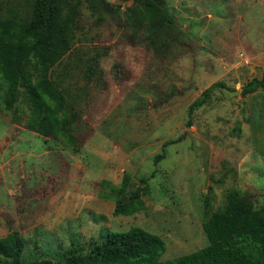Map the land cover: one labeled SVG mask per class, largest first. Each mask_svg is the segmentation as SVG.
Returning <instances> with one entry per match:
<instances>
[{
	"label": "rangeland",
	"instance_id": "obj_1",
	"mask_svg": "<svg viewBox=\"0 0 264 264\" xmlns=\"http://www.w3.org/2000/svg\"><path fill=\"white\" fill-rule=\"evenodd\" d=\"M164 1L183 36L162 57L130 41L119 13L96 22L82 6L80 32L51 72L78 103V148L0 113V237L17 232L25 254L55 264L53 253L79 246L86 254L108 231L140 227L165 242V264L207 245L202 225L227 194L264 207V94L240 95L264 70V0ZM24 2L0 0V13ZM95 55L101 86L82 79ZM218 84L189 117V106ZM15 106L26 119L28 104ZM167 141L174 143L163 148ZM124 174L132 186L148 179L145 209L114 217L108 195Z\"/></svg>",
	"mask_w": 264,
	"mask_h": 264
},
{
	"label": "trees",
	"instance_id": "obj_2",
	"mask_svg": "<svg viewBox=\"0 0 264 264\" xmlns=\"http://www.w3.org/2000/svg\"><path fill=\"white\" fill-rule=\"evenodd\" d=\"M130 5L120 13L123 4ZM85 6L96 22L120 16L128 38L144 45L157 56H166L179 45L183 36L164 0H119L112 5L106 0H25L19 12L0 13V113L12 124L22 125L36 135L58 141L72 149L80 145L71 132L80 121L78 103L70 91L51 79V72L70 51L83 19ZM99 56L88 59L82 79L102 84L98 71ZM212 85L188 108V116L206 105ZM264 94V70L260 78L243 85L241 97ZM22 99L29 114L23 119L16 108ZM191 127V121L187 122ZM164 143L163 148L173 144ZM162 159L159 155L155 162ZM147 178L132 186L124 174L118 187H111L109 198L115 201L113 216H132L145 209ZM207 245L191 254L165 264H264V207L257 208L250 197L237 192L225 196V205L203 223ZM25 241L17 232L0 237V264H54L45 255L25 254ZM165 242L140 227L125 232L108 231L88 253L75 246L51 254L55 264H162Z\"/></svg>",
	"mask_w": 264,
	"mask_h": 264
},
{
	"label": "water",
	"instance_id": "obj_3",
	"mask_svg": "<svg viewBox=\"0 0 264 264\" xmlns=\"http://www.w3.org/2000/svg\"><path fill=\"white\" fill-rule=\"evenodd\" d=\"M222 91H223L224 93H226L229 97H232V96H234V95L237 94L236 91L230 92V91L227 90V89H222Z\"/></svg>",
	"mask_w": 264,
	"mask_h": 264
}]
</instances>
